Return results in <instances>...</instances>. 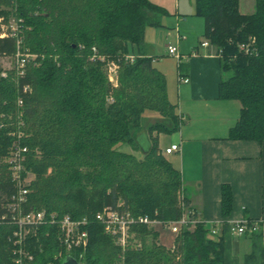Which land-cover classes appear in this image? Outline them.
<instances>
[{"label":"trees","instance_id":"1","mask_svg":"<svg viewBox=\"0 0 264 264\" xmlns=\"http://www.w3.org/2000/svg\"><path fill=\"white\" fill-rule=\"evenodd\" d=\"M196 14L221 58L219 98L241 105L229 139L264 142V0L255 1L251 15L239 12V0H196ZM166 15L149 0H0V19L17 28L5 37L0 29V57L24 59L22 75L0 66V204L16 192L5 160L17 144L27 150L22 177L35 178L24 211L86 218V264L121 258L124 264H224L223 238L213 239L203 223L183 227L171 249L159 243L153 226L136 223L131 232L141 247L122 249L96 221L98 213L119 205L136 219L163 225L185 212L181 173L158 142L181 124L166 77L152 58L125 61L146 29L159 27ZM251 39L255 52L246 54L240 45ZM110 63L118 66L117 87L108 78ZM149 111L162 121L145 128L141 121ZM124 145L131 152L122 151ZM231 210L232 193L224 186L223 215ZM12 231L0 224V264H14ZM258 234L251 236L254 249L246 260L262 264ZM28 243L34 264H58L54 227L39 229Z\"/></svg>","mask_w":264,"mask_h":264},{"label":"crops","instance_id":"2","mask_svg":"<svg viewBox=\"0 0 264 264\" xmlns=\"http://www.w3.org/2000/svg\"><path fill=\"white\" fill-rule=\"evenodd\" d=\"M255 1L239 0V12L251 15ZM167 15L159 27H148L141 45H132L130 55L152 58L153 65L166 77L170 102L176 105L181 124L171 134L158 137L161 153L172 145L178 151L165 156L182 176L183 197L198 222L209 230L217 224L224 240V264H256L246 258L253 252L254 238L230 233V224L249 220L258 223L257 237L264 264V142L230 140V130L237 123L241 105L236 100H221L219 85L224 79L221 58L216 47H202L205 20L196 14V0H149ZM176 46L182 61L167 52ZM181 65V69H179ZM188 79V83L180 79ZM144 113L142 117L153 116ZM127 152H131V149ZM232 193V210L222 212V189ZM158 241L168 249L165 230ZM157 228V229H156Z\"/></svg>","mask_w":264,"mask_h":264},{"label":"built area","instance_id":"3","mask_svg":"<svg viewBox=\"0 0 264 264\" xmlns=\"http://www.w3.org/2000/svg\"><path fill=\"white\" fill-rule=\"evenodd\" d=\"M0 19V24L2 23ZM14 23V22H13ZM14 29L9 27L10 33L13 35L16 33L17 28L14 23ZM2 28V27H1ZM8 30L2 31L1 37H5ZM254 39H251L248 43L240 45V50L244 53H254L252 50V44ZM202 47H209L210 43L205 40L201 43ZM167 52L170 56L175 57L180 64L182 57L179 55L178 48L176 46H168ZM21 55H17V69L20 74H23L24 59H20ZM29 57V56H26ZM138 59L137 56L127 55L125 61L133 64ZM108 78L110 83L117 87L118 85V66L114 63L108 65ZM183 83H188V79H180ZM27 90V88L25 89ZM178 151L177 145H172L164 151V156L171 155ZM27 152L25 148L15 144L12 148L11 156L5 160L6 163L11 165L13 172V181L15 183L16 192L6 202L0 204V224H9L13 227L12 235L10 236V242L13 246L14 264H34V255L29 251L28 239L31 236H36L37 231L44 227H54L55 237L60 245L61 250L55 255L54 261L60 264L65 257H72L79 264H86L85 254L88 247V220L86 218L74 220L70 216L66 215L62 218H58L55 214H47L45 211H29L25 212L23 206L26 204L28 195V182L27 177H22L21 173L24 170L23 162L25 160L24 153ZM183 194L180 195L181 206L185 207V212L180 220L171 222L165 226L170 227L172 234L177 237L183 227H194L197 223L195 215L192 211L188 210L183 203ZM119 205L117 209L106 208L102 212L96 215V221L103 226L104 233L111 237L117 246L125 249L131 243L136 248H140L141 244L136 240H133L132 226L136 223L153 226L159 222L152 221L147 217L134 218L128 211L121 210ZM217 224L212 226L208 231L213 239H219V233L217 230ZM32 231L34 232L33 235ZM259 231L258 223L251 222L249 220L236 221L230 224L231 235L252 236ZM48 264H54L50 262ZM116 264H124L123 258H121Z\"/></svg>","mask_w":264,"mask_h":264},{"label":"rangeland","instance_id":"4","mask_svg":"<svg viewBox=\"0 0 264 264\" xmlns=\"http://www.w3.org/2000/svg\"><path fill=\"white\" fill-rule=\"evenodd\" d=\"M246 1L247 0H243V5H244V8L243 10H246L245 7H246ZM12 26V28L10 29H14V23L13 21L10 20V23H9V26L6 25V23L3 21L1 24H0V29H2L1 31H6L9 29V27ZM2 27V28H1ZM0 66L4 69V70H10V69H13V68H17V58L16 57H5V56H1L0 57ZM227 77V76H226ZM146 113H150L148 115H153V116H146L143 118V121H141L142 123V126L145 127V128H148L152 125H154L155 123L157 122H161L162 121V118L156 114L155 112H146ZM145 113V114H146ZM122 151L124 152H127L130 150V147L128 145H124L121 147ZM34 176L32 174H29L28 175V178H27V182L28 184L31 183L33 180H34ZM118 204H122L121 201L118 202ZM157 227H160V229H164L166 232H165V239L167 241V243H169V245H172L174 243V239H175V234H172L171 231H170V227L169 226H165L163 224H159L157 225ZM157 229V228H156ZM157 232L159 234H161V232L157 229ZM33 231H32V234L33 235ZM151 237L148 238V245L151 244Z\"/></svg>","mask_w":264,"mask_h":264},{"label":"water","instance_id":"5","mask_svg":"<svg viewBox=\"0 0 264 264\" xmlns=\"http://www.w3.org/2000/svg\"><path fill=\"white\" fill-rule=\"evenodd\" d=\"M60 264H79V263L72 257H65Z\"/></svg>","mask_w":264,"mask_h":264},{"label":"bare ground","instance_id":"6","mask_svg":"<svg viewBox=\"0 0 264 264\" xmlns=\"http://www.w3.org/2000/svg\"><path fill=\"white\" fill-rule=\"evenodd\" d=\"M160 223V222H159ZM169 224V223H168Z\"/></svg>","mask_w":264,"mask_h":264}]
</instances>
